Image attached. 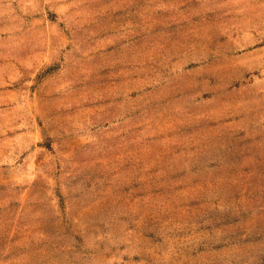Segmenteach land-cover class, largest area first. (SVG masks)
Listing matches in <instances>:
<instances>
[{"label": "rangeland", "instance_id": "rangeland-1", "mask_svg": "<svg viewBox=\"0 0 264 264\" xmlns=\"http://www.w3.org/2000/svg\"><path fill=\"white\" fill-rule=\"evenodd\" d=\"M0 264H264V0H0Z\"/></svg>", "mask_w": 264, "mask_h": 264}]
</instances>
